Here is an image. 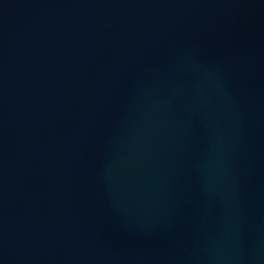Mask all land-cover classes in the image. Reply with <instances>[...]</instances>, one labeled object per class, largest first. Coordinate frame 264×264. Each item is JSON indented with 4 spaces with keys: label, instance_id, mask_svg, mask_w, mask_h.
Wrapping results in <instances>:
<instances>
[{
    "label": "water",
    "instance_id": "1",
    "mask_svg": "<svg viewBox=\"0 0 264 264\" xmlns=\"http://www.w3.org/2000/svg\"><path fill=\"white\" fill-rule=\"evenodd\" d=\"M0 264H264V0H0Z\"/></svg>",
    "mask_w": 264,
    "mask_h": 264
}]
</instances>
